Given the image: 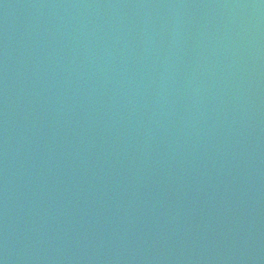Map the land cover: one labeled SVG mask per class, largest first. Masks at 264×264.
<instances>
[{
	"label": "water",
	"instance_id": "1",
	"mask_svg": "<svg viewBox=\"0 0 264 264\" xmlns=\"http://www.w3.org/2000/svg\"><path fill=\"white\" fill-rule=\"evenodd\" d=\"M0 264H264V0H0Z\"/></svg>",
	"mask_w": 264,
	"mask_h": 264
}]
</instances>
